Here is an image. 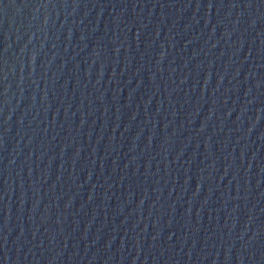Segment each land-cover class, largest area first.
Segmentation results:
<instances>
[{
    "label": "water",
    "instance_id": "obj_1",
    "mask_svg": "<svg viewBox=\"0 0 264 264\" xmlns=\"http://www.w3.org/2000/svg\"><path fill=\"white\" fill-rule=\"evenodd\" d=\"M0 264H264V0H0Z\"/></svg>",
    "mask_w": 264,
    "mask_h": 264
}]
</instances>
